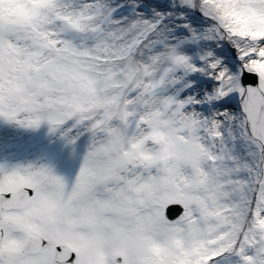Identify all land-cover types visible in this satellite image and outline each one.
<instances>
[{
  "label": "snow or ice",
  "instance_id": "obj_1",
  "mask_svg": "<svg viewBox=\"0 0 264 264\" xmlns=\"http://www.w3.org/2000/svg\"><path fill=\"white\" fill-rule=\"evenodd\" d=\"M0 125V264H264V0H0Z\"/></svg>",
  "mask_w": 264,
  "mask_h": 264
}]
</instances>
